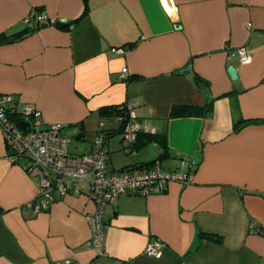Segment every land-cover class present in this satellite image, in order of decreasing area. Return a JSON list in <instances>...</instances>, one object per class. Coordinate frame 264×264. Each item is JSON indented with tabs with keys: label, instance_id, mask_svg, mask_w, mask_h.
<instances>
[{
	"label": "crops",
	"instance_id": "0c3cea01",
	"mask_svg": "<svg viewBox=\"0 0 264 264\" xmlns=\"http://www.w3.org/2000/svg\"><path fill=\"white\" fill-rule=\"evenodd\" d=\"M32 9L57 25L25 32ZM1 36L16 37L0 42V96L13 97L12 112L32 106L82 155L99 122L117 128L99 110L127 105L156 134L140 133L124 153L112 134L107 169L159 159L173 171L185 159L194 173L187 185L109 203L98 255L86 186L35 213L27 205L40 175L25 157L6 159L0 130V264H264V0H0ZM240 46L250 62H228ZM240 121L250 123L235 131ZM154 239L164 244L160 258L144 254Z\"/></svg>",
	"mask_w": 264,
	"mask_h": 264
},
{
	"label": "built area",
	"instance_id": "2783aa9c",
	"mask_svg": "<svg viewBox=\"0 0 264 264\" xmlns=\"http://www.w3.org/2000/svg\"><path fill=\"white\" fill-rule=\"evenodd\" d=\"M23 23L28 29L56 26L58 21L46 15L30 10ZM237 58L241 64L250 62V53L246 46L228 50V62ZM126 69H122L120 80L125 79ZM13 97L0 96V130L7 149L6 159L16 163L20 158L29 159L28 172L40 175L39 190L36 197L28 203L35 213L47 211L51 203L58 197L70 192H77L79 185L86 186L93 212L85 216L90 229V245L98 255L103 251V219L104 211L109 203L120 196H149L162 193L170 183L187 185L192 182L194 169L190 163L182 159L180 166L173 170L162 167L161 161L155 159L150 165L109 171L108 163V130L103 122H99L96 136L88 154L73 155L69 152L70 139L61 134V125L44 124L40 121V113L30 105H23L19 116L28 123L26 130L20 129L10 118L8 105ZM119 115L115 117L120 129L121 145L124 151L134 147L140 133L155 135L156 129L142 122L133 121L135 116L127 105H118ZM252 230L260 232L253 224ZM164 244L154 239L147 243L144 254L154 258L162 256ZM58 264H69L68 262Z\"/></svg>",
	"mask_w": 264,
	"mask_h": 264
},
{
	"label": "trees",
	"instance_id": "16d2710c",
	"mask_svg": "<svg viewBox=\"0 0 264 264\" xmlns=\"http://www.w3.org/2000/svg\"><path fill=\"white\" fill-rule=\"evenodd\" d=\"M29 30H33V29H28V28H26V30H25V32H28ZM35 30V29H34ZM2 38H5L4 40H6V41H11V40H14L16 37H4V36H1L0 37V42H1V40H3ZM194 81H195V83L199 86V87H202L203 85H204V82H203V80L199 77V76H197V75H194ZM206 107H200V108H194V107H186V108H181V110H182V112L181 113H183V114H188V113H193V114H202L203 113V111H204V109H205ZM176 113H178L177 111H172V115H175ZM98 114H99V116L101 117V118H104V119H110L111 121H115V117L117 116V115H119V112H118V108H117V106H113V107H106V108H102V109H100L99 110V112H98ZM10 118H11V120L20 128V129H22V130H26L27 128H26V126L28 125V123L27 122H25L24 120H22L21 118H20V116H19V112H17V111H11V113H10ZM103 122V121H102ZM104 124H105V122H103ZM248 123H250V121H240V122H238V123H236L235 125H234V130L235 131H238V130H240L244 125H246V124H248ZM119 127V126H118ZM116 128V129H112L111 131H109L108 130V133H107V135H108V138L112 135V134H114V133H120V129L119 128ZM143 135H145V136H147L148 137V139L149 140H151L152 139V137H151V135H146V134H143ZM139 136H138V139H137V141H139ZM136 143H138V142H136ZM161 145H162V142H161ZM162 147H164V148H166L164 145H162ZM153 162V161H152ZM151 162V163H152ZM151 163H148V164H146V165H150ZM144 166V165H143ZM203 235V234H202ZM205 237H210V238H212V239H214L215 241H217V242H221L222 241V239H221V237H213V236H208V235H205Z\"/></svg>",
	"mask_w": 264,
	"mask_h": 264
},
{
	"label": "water",
	"instance_id": "95a60500",
	"mask_svg": "<svg viewBox=\"0 0 264 264\" xmlns=\"http://www.w3.org/2000/svg\"><path fill=\"white\" fill-rule=\"evenodd\" d=\"M190 73H191V68L190 67H187L186 69H183L181 71V74L184 75V76H188V75H190ZM228 74H229V76L231 77L232 80H236L237 79V72H236V69L233 66H230L228 68ZM204 90L206 91V87H204ZM207 117L209 118L210 114H207Z\"/></svg>",
	"mask_w": 264,
	"mask_h": 264
},
{
	"label": "rangeland",
	"instance_id": "374dc122",
	"mask_svg": "<svg viewBox=\"0 0 264 264\" xmlns=\"http://www.w3.org/2000/svg\"><path fill=\"white\" fill-rule=\"evenodd\" d=\"M110 122L111 121L109 120V123ZM120 137H121V135L119 133V134L114 135L111 139H113L114 143L117 144L118 147H120L121 150H122V152L124 153V149H123V147H122V145L120 143ZM75 142H77V140H72L71 143H70V145H69V149L72 151V154L73 155L79 154V152L75 151V149L72 147ZM77 143H79V142H77Z\"/></svg>",
	"mask_w": 264,
	"mask_h": 264
}]
</instances>
